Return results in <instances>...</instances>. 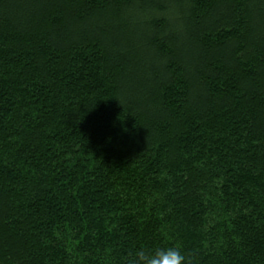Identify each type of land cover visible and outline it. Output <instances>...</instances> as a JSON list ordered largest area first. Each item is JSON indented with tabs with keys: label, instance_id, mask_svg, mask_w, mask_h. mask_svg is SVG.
<instances>
[{
	"label": "trees",
	"instance_id": "1",
	"mask_svg": "<svg viewBox=\"0 0 264 264\" xmlns=\"http://www.w3.org/2000/svg\"><path fill=\"white\" fill-rule=\"evenodd\" d=\"M264 264V0H0V264Z\"/></svg>",
	"mask_w": 264,
	"mask_h": 264
},
{
	"label": "clouds",
	"instance_id": "2",
	"mask_svg": "<svg viewBox=\"0 0 264 264\" xmlns=\"http://www.w3.org/2000/svg\"><path fill=\"white\" fill-rule=\"evenodd\" d=\"M145 264H184L185 257L179 249L167 248L156 250L151 254H140Z\"/></svg>",
	"mask_w": 264,
	"mask_h": 264
}]
</instances>
